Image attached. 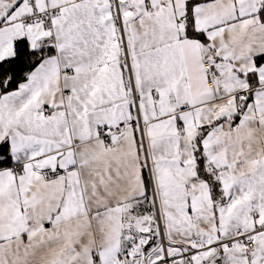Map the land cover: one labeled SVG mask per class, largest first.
Segmentation results:
<instances>
[{"label": "snow or ice", "instance_id": "6c2138e0", "mask_svg": "<svg viewBox=\"0 0 264 264\" xmlns=\"http://www.w3.org/2000/svg\"><path fill=\"white\" fill-rule=\"evenodd\" d=\"M0 264H264V0H0Z\"/></svg>", "mask_w": 264, "mask_h": 264}]
</instances>
